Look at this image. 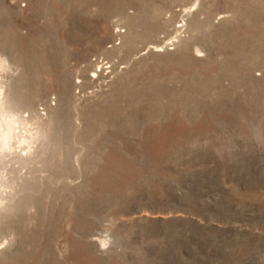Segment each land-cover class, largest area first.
Here are the masks:
<instances>
[{
    "label": "rangeland",
    "instance_id": "374dc122",
    "mask_svg": "<svg viewBox=\"0 0 264 264\" xmlns=\"http://www.w3.org/2000/svg\"><path fill=\"white\" fill-rule=\"evenodd\" d=\"M0 122V264H264V0H0Z\"/></svg>",
    "mask_w": 264,
    "mask_h": 264
},
{
    "label": "bare ground",
    "instance_id": "6f19581e",
    "mask_svg": "<svg viewBox=\"0 0 264 264\" xmlns=\"http://www.w3.org/2000/svg\"><path fill=\"white\" fill-rule=\"evenodd\" d=\"M179 28V27H178ZM17 117H19V115L17 116ZM25 117V116H24ZM11 118V117H10ZM4 119V118H3ZM14 119V118H13ZM18 120V118H16V121ZM12 121V120H11ZM2 122V121H1ZM0 122V140H4V139H7L8 137H10V135L12 134V131H14L13 130V128L14 127H12V125H8V126H6V128H4L1 124ZM24 122V121H23ZM8 123V122H7ZM15 125V124H14Z\"/></svg>",
    "mask_w": 264,
    "mask_h": 264
}]
</instances>
